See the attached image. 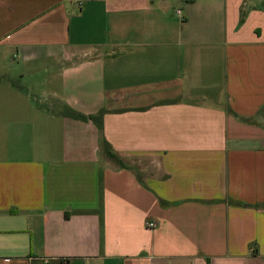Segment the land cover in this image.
I'll return each instance as SVG.
<instances>
[{"label":"crops","instance_id":"1","mask_svg":"<svg viewBox=\"0 0 264 264\" xmlns=\"http://www.w3.org/2000/svg\"><path fill=\"white\" fill-rule=\"evenodd\" d=\"M0 264H264V0H0Z\"/></svg>","mask_w":264,"mask_h":264},{"label":"trees","instance_id":"2","mask_svg":"<svg viewBox=\"0 0 264 264\" xmlns=\"http://www.w3.org/2000/svg\"><path fill=\"white\" fill-rule=\"evenodd\" d=\"M104 113V110L99 111L97 114L95 115H90L88 116L90 119L95 120V121H99L101 120V117ZM81 118L86 119L85 117L81 116ZM100 122V121H99ZM101 125V123H99ZM102 151L105 154V156L109 159H111L112 161H114L117 165H122L121 160L116 156V154L113 152L112 147L110 146V144L106 141L103 142L102 144Z\"/></svg>","mask_w":264,"mask_h":264},{"label":"rangeland","instance_id":"3","mask_svg":"<svg viewBox=\"0 0 264 264\" xmlns=\"http://www.w3.org/2000/svg\"><path fill=\"white\" fill-rule=\"evenodd\" d=\"M15 81L18 82V83H21V81H20L19 79H16ZM31 97L33 98V101H34V102H39V103H41V100H40L39 98L36 99L35 96H33V95H32Z\"/></svg>","mask_w":264,"mask_h":264},{"label":"built area","instance_id":"4","mask_svg":"<svg viewBox=\"0 0 264 264\" xmlns=\"http://www.w3.org/2000/svg\"><path fill=\"white\" fill-rule=\"evenodd\" d=\"M177 13H179L178 10H177ZM154 225H155V223L152 222V221L147 222V226H148V227H154Z\"/></svg>","mask_w":264,"mask_h":264}]
</instances>
